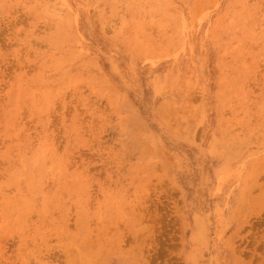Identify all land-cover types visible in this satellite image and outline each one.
<instances>
[{"label": "rangeland", "instance_id": "374dc122", "mask_svg": "<svg viewBox=\"0 0 264 264\" xmlns=\"http://www.w3.org/2000/svg\"><path fill=\"white\" fill-rule=\"evenodd\" d=\"M0 264H264V0H0Z\"/></svg>", "mask_w": 264, "mask_h": 264}]
</instances>
